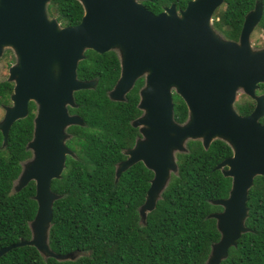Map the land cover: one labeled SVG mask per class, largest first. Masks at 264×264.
<instances>
[{
    "label": "water",
    "instance_id": "95a60500",
    "mask_svg": "<svg viewBox=\"0 0 264 264\" xmlns=\"http://www.w3.org/2000/svg\"><path fill=\"white\" fill-rule=\"evenodd\" d=\"M76 1L83 11L79 23L62 27L47 14L50 0H0V54L6 48L14 60L8 78L13 82L11 104L0 121L2 145L11 124L26 117L28 104L33 103L32 137L25 146L30 157L20 163L11 192L34 182L37 206L28 222L30 239L0 248V256L30 246L43 259H74L73 253L57 255L48 246L52 203L59 197L51 192L50 181L60 177L65 157H74L65 146L71 136L66 128L83 123L68 108L75 107L73 92L96 84L76 76L84 51L92 50L112 51L118 58L119 77L107 93L111 101H125L134 82L143 79L136 104L140 114L130 121L138 135L121 151L125 159L114 168V181L136 162L152 173L137 207L140 223L154 209L170 175L177 174L174 152L187 153L190 140L199 141L204 149L214 140L229 147L231 156L215 166L231 179L228 196L210 201L222 210L208 216L215 219L220 237L203 263L219 264L246 231L247 191L254 177L264 176V125L259 122L264 117V95H255L264 82V48L252 50L249 44L261 18V3L244 15L237 40H229L211 23L224 0H189L178 14L174 4L153 14L143 7L144 0ZM237 90L255 102L247 115L234 109ZM172 93L186 106L182 123L173 118Z\"/></svg>",
    "mask_w": 264,
    "mask_h": 264
},
{
    "label": "trees",
    "instance_id": "16d2710c",
    "mask_svg": "<svg viewBox=\"0 0 264 264\" xmlns=\"http://www.w3.org/2000/svg\"><path fill=\"white\" fill-rule=\"evenodd\" d=\"M188 1L141 3L157 14L171 3L183 9ZM256 2L262 5L257 27L264 31V0H224L213 14L214 27L226 39L237 40L244 15ZM82 13L76 0H50L47 5L49 17L62 27L77 25ZM83 54L77 79L96 80V84L73 92L75 107L68 112L79 116L83 125L66 128L71 136L65 146L74 157L67 155L60 177L50 181L51 192L59 197L52 203L48 246L57 255L73 253L74 259H43L34 247L22 246L1 255L0 264H203L220 237L215 219L208 216L222 210L210 201L228 196L231 179L215 166L231 156L229 147L219 140L207 149L197 140L187 141V153L176 155L177 174L170 175L154 209L140 223L137 207L144 201L152 173L136 162L114 181V168L125 159L121 151L131 147L138 135L130 121L140 114L136 104L143 79L134 82L125 101H111L107 93L119 77L117 56L112 51ZM259 88L263 92L264 83ZM11 91V83L0 81V104L8 103ZM172 102L173 118L182 123L186 106L175 93ZM235 109L247 115L253 104L242 99ZM33 111L30 102L26 117L9 127L4 145L0 133V248L30 239L28 222L37 208L34 182L13 193L11 186L20 163L30 157L25 146L32 137ZM259 122L264 125V117ZM245 205L246 231L219 264H264V176L253 178Z\"/></svg>",
    "mask_w": 264,
    "mask_h": 264
},
{
    "label": "rangeland",
    "instance_id": "374dc122",
    "mask_svg": "<svg viewBox=\"0 0 264 264\" xmlns=\"http://www.w3.org/2000/svg\"><path fill=\"white\" fill-rule=\"evenodd\" d=\"M171 4H174V3H171ZM175 5V4H174ZM168 7V6H167ZM217 9V8H216ZM215 9V13L217 14L219 12V10L216 11ZM179 10H182L180 8H177L175 6V11H176V14L179 13ZM221 10V8H220ZM213 12L214 15H216L215 13ZM213 14H212V20H211V23H212V27L218 31L215 27H214V24H213ZM217 20V19H216ZM220 34L222 35V33L220 32ZM223 36V35H222ZM224 37V36H223ZM226 39V38H225ZM249 44L251 46V49L252 50H258V49H263L264 48V31L263 30H260L258 29L257 25L253 28L252 32L250 33V36H249ZM14 64V60H13V55L12 53L10 52V50H7L6 48L2 49L1 50V54H0V81H6L7 83H11V85L13 86V82L12 81H9L8 82V78H9V68ZM264 83V82H263ZM261 84V83H260ZM10 95V94H9ZM255 95L256 96H259V95H264V91L263 92H260V88H259V84H258V87L257 89L255 90ZM242 99L248 101L250 104H253V107H254V100L250 97H248L246 94H244L241 90H237L236 92V95H235V99H234V103H233V106H234V109H235V103L237 102H240L242 101ZM9 104L8 105H3L2 106L0 105V121L2 120L3 116H4V113H5V107H8L10 106L11 104V101L10 99L8 100ZM236 111V109H235ZM35 112V110L33 111V113ZM237 112V111H236ZM186 141L183 142V144H185ZM185 147H186V144H185ZM187 149V148H186ZM177 154H181V153H177V152H174V155L176 157ZM236 245V244H235ZM230 247H235L233 245L229 246L226 250V255H227V252H228V249ZM222 258L219 259V261H221Z\"/></svg>",
    "mask_w": 264,
    "mask_h": 264
},
{
    "label": "flooded vegetation",
    "instance_id": "af4514ba",
    "mask_svg": "<svg viewBox=\"0 0 264 264\" xmlns=\"http://www.w3.org/2000/svg\"><path fill=\"white\" fill-rule=\"evenodd\" d=\"M8 100H9V95H8ZM9 104V102L8 103H5V104H3V105H8ZM1 106H2V104H0Z\"/></svg>",
    "mask_w": 264,
    "mask_h": 264
}]
</instances>
